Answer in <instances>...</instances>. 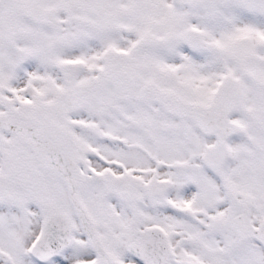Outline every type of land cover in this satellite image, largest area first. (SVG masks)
Instances as JSON below:
<instances>
[{
    "label": "snow or ice",
    "instance_id": "snow-or-ice-1",
    "mask_svg": "<svg viewBox=\"0 0 264 264\" xmlns=\"http://www.w3.org/2000/svg\"><path fill=\"white\" fill-rule=\"evenodd\" d=\"M0 264H264V0H0Z\"/></svg>",
    "mask_w": 264,
    "mask_h": 264
}]
</instances>
